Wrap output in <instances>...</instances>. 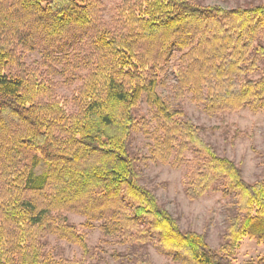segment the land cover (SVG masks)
<instances>
[{
  "label": "trees",
  "instance_id": "trees-1",
  "mask_svg": "<svg viewBox=\"0 0 264 264\" xmlns=\"http://www.w3.org/2000/svg\"><path fill=\"white\" fill-rule=\"evenodd\" d=\"M100 10V0H0V264H86L44 251L49 234L87 251L85 235L62 215L66 210L99 221L103 236L132 237L129 231L136 230L141 236L132 242L155 239L160 251L182 264H233L243 239L264 245V178L246 181L182 108L160 96L159 68L176 48L183 60L175 70L174 97L190 92L210 114L264 111V0L230 8L121 0L114 28L101 22ZM17 44L39 46L47 56L83 55L76 111L35 69L20 67ZM143 97L162 130L152 158L167 161L173 154L176 165H192L188 198L215 187L234 196L236 213L218 250L204 235L181 229L140 182L129 143L149 124L135 113ZM25 150L33 152L30 163L23 162ZM187 150L192 159L184 158ZM131 264L151 263L137 257ZM250 264H264V255Z\"/></svg>",
  "mask_w": 264,
  "mask_h": 264
},
{
  "label": "rangeland",
  "instance_id": "rangeland-1",
  "mask_svg": "<svg viewBox=\"0 0 264 264\" xmlns=\"http://www.w3.org/2000/svg\"><path fill=\"white\" fill-rule=\"evenodd\" d=\"M99 18L103 24L114 28L116 8L121 0H100ZM224 8L244 4H256L258 0H192ZM264 45V35L260 36ZM16 51L20 58V67L35 69L41 77L52 84L53 95L66 105L71 112L76 111L74 96L85 73L81 63L83 55L70 58L64 53H51L47 56L44 50L35 46L32 49L22 48L17 44ZM88 48L84 49L86 53ZM183 51L171 50L169 57L159 68L157 92L176 108H182L186 117L201 128V135L210 142L220 155L234 160L241 168L246 181L253 182L264 178V111H253L248 107L237 110H222L213 114L205 110L204 104L186 92L182 98L174 97L173 87L177 82L175 70L181 66ZM183 60V58H182ZM76 66V68L74 67ZM264 67V61L260 62ZM262 70L251 77H257ZM135 113L139 119L148 121L145 130L132 133L129 143L131 154L136 158V169L140 182L152 189L162 204L177 220L183 230L196 231L205 236L208 244L218 250L224 242V234L229 218L236 213L235 199L231 194L225 195L219 187L209 189L202 196L191 200L185 193V183L192 165L186 161L175 164L173 154L167 161L152 158L151 148L162 130L154 118V108L143 97ZM24 163H30L33 152L25 150ZM194 153L187 150L184 158L192 159ZM67 222L85 235L87 251L73 242L49 234L44 240V251L55 258L83 260L86 264H131L137 260H147L151 264H182L158 249L155 239L148 242L133 241L140 238L136 230H130L132 237L120 232L114 236H103L99 221H89L84 215L73 210L62 212ZM91 222L92 227L87 226ZM143 225L140 226L142 230ZM264 255V245L253 239L245 238L232 254L233 264L255 263Z\"/></svg>",
  "mask_w": 264,
  "mask_h": 264
}]
</instances>
